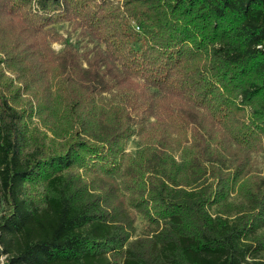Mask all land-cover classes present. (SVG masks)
<instances>
[{
  "label": "trees",
  "instance_id": "trees-1",
  "mask_svg": "<svg viewBox=\"0 0 264 264\" xmlns=\"http://www.w3.org/2000/svg\"><path fill=\"white\" fill-rule=\"evenodd\" d=\"M120 2L0 0L4 264H264V0Z\"/></svg>",
  "mask_w": 264,
  "mask_h": 264
},
{
  "label": "rangeland",
  "instance_id": "rangeland-1",
  "mask_svg": "<svg viewBox=\"0 0 264 264\" xmlns=\"http://www.w3.org/2000/svg\"><path fill=\"white\" fill-rule=\"evenodd\" d=\"M122 3L123 0H120ZM55 30L63 37V40L57 43H51L53 50L60 52L63 50L66 41L72 43L78 42L81 49H91L95 46V43L83 36L80 29H75L73 24H58L55 26ZM108 98V97H106ZM139 150V143L137 137H132L125 142V152L131 157H135ZM252 164L257 170L259 176L264 178V153L254 154L252 156ZM136 236H139L145 232H148V224L141 217L136 222ZM135 237V236H134ZM133 237V238H134Z\"/></svg>",
  "mask_w": 264,
  "mask_h": 264
},
{
  "label": "built area",
  "instance_id": "built-area-1",
  "mask_svg": "<svg viewBox=\"0 0 264 264\" xmlns=\"http://www.w3.org/2000/svg\"><path fill=\"white\" fill-rule=\"evenodd\" d=\"M2 251V247H1V245H0V252ZM6 258H7V256H5V255H1L0 256V264H4L5 262H6Z\"/></svg>",
  "mask_w": 264,
  "mask_h": 264
}]
</instances>
